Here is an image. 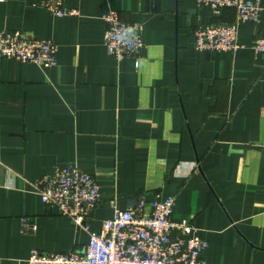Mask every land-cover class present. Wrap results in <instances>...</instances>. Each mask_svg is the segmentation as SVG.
<instances>
[{
    "label": "crops",
    "instance_id": "crops-1",
    "mask_svg": "<svg viewBox=\"0 0 264 264\" xmlns=\"http://www.w3.org/2000/svg\"><path fill=\"white\" fill-rule=\"evenodd\" d=\"M0 0V31L58 44L56 63L0 56V264H27L32 248L83 251L87 231L47 207L32 182L75 163L96 177L100 230L111 200L175 197L174 218L196 228L208 264H264V55L259 22L240 23L235 52L195 48L201 24L231 22L197 0ZM143 24L139 58L116 60L102 15ZM38 225L26 232L22 218Z\"/></svg>",
    "mask_w": 264,
    "mask_h": 264
},
{
    "label": "built area",
    "instance_id": "built-area-1",
    "mask_svg": "<svg viewBox=\"0 0 264 264\" xmlns=\"http://www.w3.org/2000/svg\"><path fill=\"white\" fill-rule=\"evenodd\" d=\"M215 14L234 8L237 19L231 22L201 24L195 31V48L206 51H232L242 48L239 29L242 21L259 22L260 0H197ZM35 5L56 16L78 15L63 0H39ZM107 24L105 45L118 61L139 58L146 46L141 22L124 20L119 11L109 9L102 15ZM256 54L264 55V35L251 44ZM58 44L53 39L30 36L21 30L0 31V56L39 66L56 63ZM43 203L56 209L89 234L83 251L46 252L32 248L27 264H208L203 258L207 242L196 228L174 218L175 197L163 200L140 198L125 209L111 200L114 214L100 230L91 229L90 219L101 201V185L94 175L71 163L32 182ZM26 232L38 225L30 217L22 218Z\"/></svg>",
    "mask_w": 264,
    "mask_h": 264
}]
</instances>
